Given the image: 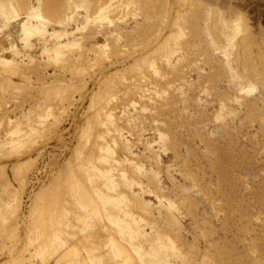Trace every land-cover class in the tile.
Here are the masks:
<instances>
[{"label":"rangeland","instance_id":"374dc122","mask_svg":"<svg viewBox=\"0 0 264 264\" xmlns=\"http://www.w3.org/2000/svg\"><path fill=\"white\" fill-rule=\"evenodd\" d=\"M0 264H264V0H0Z\"/></svg>","mask_w":264,"mask_h":264},{"label":"bare ground","instance_id":"6f19581e","mask_svg":"<svg viewBox=\"0 0 264 264\" xmlns=\"http://www.w3.org/2000/svg\"><path fill=\"white\" fill-rule=\"evenodd\" d=\"M139 62V61H138Z\"/></svg>","mask_w":264,"mask_h":264}]
</instances>
